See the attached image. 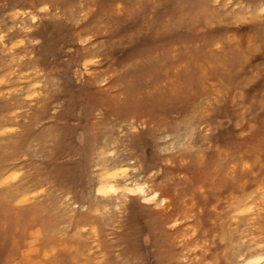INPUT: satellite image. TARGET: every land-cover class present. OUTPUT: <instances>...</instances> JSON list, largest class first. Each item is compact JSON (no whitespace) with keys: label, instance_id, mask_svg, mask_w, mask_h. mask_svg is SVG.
Instances as JSON below:
<instances>
[{"label":"bare ground","instance_id":"bare-ground-1","mask_svg":"<svg viewBox=\"0 0 264 264\" xmlns=\"http://www.w3.org/2000/svg\"><path fill=\"white\" fill-rule=\"evenodd\" d=\"M26 1L20 5L18 0H8L4 13L8 21L0 27V95L8 93L14 98L5 112L17 115L21 94L35 99L28 124L21 131L18 123H7L6 114L0 111V134H14L12 141L0 142V159L13 150L28 159L30 170L27 173L20 163L0 164V264H40V254L58 264H182L180 256L170 252L173 237L169 232H160L166 225L183 224L182 216L158 215L156 209L164 211L170 205V196L165 179L151 178L150 172L163 153L197 142L200 121L207 122L211 130L207 137L222 150L234 147L238 142V120L230 100L223 93L214 99L213 106L196 108L188 103L173 129L147 124L136 137L121 140L111 130L101 136L97 126L89 124L95 116L85 110L82 96L97 101L99 107L103 102L91 92H72L70 88L74 66L80 82L87 78L89 90L106 80L90 70L97 47L82 45L90 33L80 31L81 9L73 2L62 6L57 0ZM171 1L181 2L189 12L186 14H198L204 21L227 20L214 13L208 0H162L160 11L174 13ZM234 1L239 6L236 21L255 18L264 11V0ZM6 18L0 16V23ZM63 40L81 46L67 56ZM157 43L130 46L128 59L144 53L142 47L159 48ZM230 69L243 73L239 61H232ZM225 74L229 75L228 67ZM21 75L27 80H21ZM218 113L227 117L226 129L213 118L212 114ZM254 121L262 124L264 115L259 114ZM127 124L139 125L133 120ZM69 132L75 142L80 132L81 144L66 154L63 147L68 145L65 136ZM121 143L126 144V151L119 150ZM144 143L149 146L147 153ZM133 144L139 152H134ZM53 204H58V210L52 208ZM252 210L254 206L240 197L226 207L223 215L233 211L242 215ZM140 216H148V228L157 233L150 241L151 257L131 232L125 231ZM84 225L89 229L81 234ZM257 225L260 232L256 233L263 234L264 227ZM196 229L195 225L187 226V233L181 232L178 241L194 238ZM240 231L238 225L229 234L218 232L211 241V259L191 255V264H264V236L244 243ZM214 247H224L225 259L216 256ZM16 250L20 258L12 255Z\"/></svg>","mask_w":264,"mask_h":264},{"label":"rangeland","instance_id":"rangeland-1","mask_svg":"<svg viewBox=\"0 0 264 264\" xmlns=\"http://www.w3.org/2000/svg\"><path fill=\"white\" fill-rule=\"evenodd\" d=\"M7 1L0 0V16L4 18ZM208 1L214 13L226 17L225 22L211 23L198 14L190 16L181 2L174 1H171L174 13H171L160 11L162 0H57L62 6L73 2L81 9L80 31L90 33L82 45L97 47L96 60L90 70L106 80L89 90L87 78L80 82L74 66L73 72L70 71V88L72 92H91L103 102L99 107L97 101L82 96L85 110L95 116L93 121L88 120L89 124H95L101 136L111 130L121 140L136 137L147 124L173 129L188 103L192 102L196 108L213 106L214 99L223 93L233 106L238 120V142L234 147L222 150L207 137L211 131L207 122L200 121L197 142L191 147L184 145L178 151L163 153L150 172L151 178L165 179L164 186L170 196V205L164 211L156 209L158 215L177 213L182 216L183 224L166 225L164 231L159 229L161 234L169 232L173 237L170 252L179 255L182 264H191V255L211 259V241L217 233L229 234L238 225L244 243L264 236V233H256L260 232L258 223L264 227V122L254 121L259 114L264 115V11L255 18L236 21L239 6L234 0ZM18 3L23 5L27 1L18 0ZM85 11L88 14L85 15ZM7 21L6 18L0 27ZM152 41H157L159 48L142 47L144 53L128 59L130 46ZM80 46L63 40L67 56ZM22 49L20 45V51ZM237 60L243 73L230 69L231 62L236 64ZM21 80L26 81L27 77ZM13 99L8 93L0 95V111L6 114ZM34 104V98L21 94L20 109L17 115L6 114L7 123H18V131H21L28 124L29 111ZM212 115L223 129L229 126L226 116ZM128 120L139 125L129 127ZM13 139V133L0 134L1 143ZM65 140L68 144L63 147L65 153L74 152L81 144V133L76 135L77 142L72 132ZM144 146L147 153L149 146L146 143ZM132 148L139 152L135 144ZM119 150L126 151V144L121 143ZM8 162L20 163L19 166L30 172L28 159L13 150L0 159V164ZM240 197L254 206V210L242 215L235 211L223 215L226 207ZM57 205L53 204L52 208L58 210ZM150 223L148 216L135 217V223L125 231L131 232L132 238L151 257L150 241L157 233L148 228ZM189 225L196 226V236L178 241L181 232L187 233ZM88 229L89 226L84 225L80 233ZM215 248L212 249L216 256L225 259L224 247ZM12 255L20 258L17 250ZM37 259L40 264H58L48 255L40 254Z\"/></svg>","mask_w":264,"mask_h":264},{"label":"snow or ice","instance_id":"snow-or-ice-1","mask_svg":"<svg viewBox=\"0 0 264 264\" xmlns=\"http://www.w3.org/2000/svg\"><path fill=\"white\" fill-rule=\"evenodd\" d=\"M122 171H124V170L122 169ZM261 259H264V257H262ZM249 264H253V262H249Z\"/></svg>","mask_w":264,"mask_h":264}]
</instances>
